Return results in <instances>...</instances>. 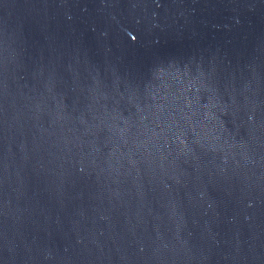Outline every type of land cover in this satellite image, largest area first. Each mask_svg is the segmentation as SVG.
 <instances>
[{"label": "water", "instance_id": "1", "mask_svg": "<svg viewBox=\"0 0 264 264\" xmlns=\"http://www.w3.org/2000/svg\"><path fill=\"white\" fill-rule=\"evenodd\" d=\"M0 264H264V0H0Z\"/></svg>", "mask_w": 264, "mask_h": 264}]
</instances>
